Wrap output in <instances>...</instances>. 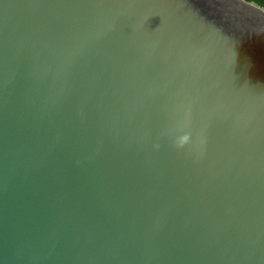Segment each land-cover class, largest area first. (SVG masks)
I'll return each instance as SVG.
<instances>
[{
	"label": "water",
	"instance_id": "obj_1",
	"mask_svg": "<svg viewBox=\"0 0 264 264\" xmlns=\"http://www.w3.org/2000/svg\"><path fill=\"white\" fill-rule=\"evenodd\" d=\"M0 0V264H264V8Z\"/></svg>",
	"mask_w": 264,
	"mask_h": 264
},
{
	"label": "rangeland",
	"instance_id": "obj_2",
	"mask_svg": "<svg viewBox=\"0 0 264 264\" xmlns=\"http://www.w3.org/2000/svg\"><path fill=\"white\" fill-rule=\"evenodd\" d=\"M259 2H261V3L263 4V5H262V4H261V5H262L263 8H264V0H259Z\"/></svg>",
	"mask_w": 264,
	"mask_h": 264
},
{
	"label": "flooded vegetation",
	"instance_id": "obj_3",
	"mask_svg": "<svg viewBox=\"0 0 264 264\" xmlns=\"http://www.w3.org/2000/svg\"><path fill=\"white\" fill-rule=\"evenodd\" d=\"M254 2L259 3V4H262L261 2H259V0H255ZM262 5H263V4H262Z\"/></svg>",
	"mask_w": 264,
	"mask_h": 264
}]
</instances>
